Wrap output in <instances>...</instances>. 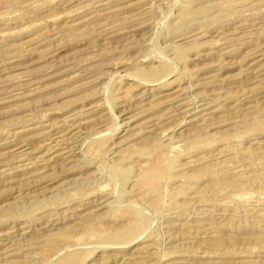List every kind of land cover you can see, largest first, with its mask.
Masks as SVG:
<instances>
[{
  "label": "rangeland",
  "instance_id": "1",
  "mask_svg": "<svg viewBox=\"0 0 264 264\" xmlns=\"http://www.w3.org/2000/svg\"><path fill=\"white\" fill-rule=\"evenodd\" d=\"M0 50V264H264V0H0Z\"/></svg>",
  "mask_w": 264,
  "mask_h": 264
},
{
  "label": "bare ground",
  "instance_id": "2",
  "mask_svg": "<svg viewBox=\"0 0 264 264\" xmlns=\"http://www.w3.org/2000/svg\"><path fill=\"white\" fill-rule=\"evenodd\" d=\"M143 4H145L144 2H142V4H141V2H139L138 4H133V8H131V9H128V10H131L132 12L131 13H133V16H132V18L134 17V11H136V9H139V6H142ZM144 6V5H143ZM93 7V6H92ZM130 12V11H129ZM113 13V12H112ZM136 16H138V15H136ZM131 17V16H130ZM135 18V17H134ZM132 21V20H131ZM134 21V20H133ZM114 23V22H113ZM126 23V22H125ZM121 26V25H120ZM120 28V27H119ZM103 29V28H102ZM106 31V30H105ZM109 33V32H108ZM106 34V33H105ZM109 35V34H108ZM65 38V37H64ZM226 39V38H225ZM6 50V49H5ZM2 50H0V52H1ZM2 52H4V51H2ZM2 52H1V54H2ZM6 54V53H5ZM3 57H5V56H3ZM19 57V56H18ZM6 58V57H5ZM153 82H156V80H154ZM151 83V85L154 87V83ZM158 82H160V81H157L156 83H158ZM259 82V81H258ZM158 85V84H157ZM156 85V86H157ZM151 86V87H152ZM155 86V87H156ZM151 89V88H150ZM152 89H154V88H152ZM148 91V90H147ZM29 93V92H28ZM10 99V98H9ZM23 108V107H22ZM160 125V124H159ZM100 208V207H99ZM118 247H121V246H118ZM119 249V248H118ZM108 257V256H107Z\"/></svg>",
  "mask_w": 264,
  "mask_h": 264
}]
</instances>
